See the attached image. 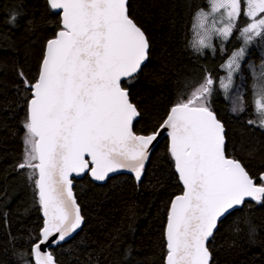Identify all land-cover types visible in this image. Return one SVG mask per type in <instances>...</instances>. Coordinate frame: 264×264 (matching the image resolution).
<instances>
[{"label":"snow or ice","instance_id":"1","mask_svg":"<svg viewBox=\"0 0 264 264\" xmlns=\"http://www.w3.org/2000/svg\"><path fill=\"white\" fill-rule=\"evenodd\" d=\"M60 16L58 30L47 40L35 82L21 73L30 90L23 127L24 154L17 169H30L28 179L42 212L34 236V264H57L49 250L81 228L83 216L73 193V173H89L95 181L125 170L141 181L153 142L166 132L168 153L182 190L170 202L164 229V264H210V238L222 217L256 202L264 206V172L253 176L228 155L225 125L212 110L217 80L205 71L186 82L151 131L135 124L143 113L132 100L129 85L149 59V39L129 12V0H46ZM209 10L192 18L189 46L198 55L224 42L238 21L242 46L221 65L227 72L218 86L225 94L241 69L247 46L264 38V0H208ZM17 13L8 23L15 25ZM252 105L259 119L249 125L264 129V64L253 69ZM186 97V98H185ZM227 98V97H226ZM232 111H245L237 93ZM246 223V222H245ZM237 231L240 228L237 227ZM255 229L249 225V234ZM42 245L46 248L42 249Z\"/></svg>","mask_w":264,"mask_h":264},{"label":"trees","instance_id":"2","mask_svg":"<svg viewBox=\"0 0 264 264\" xmlns=\"http://www.w3.org/2000/svg\"><path fill=\"white\" fill-rule=\"evenodd\" d=\"M207 7L208 0H129L130 15L150 42L148 62L129 85L143 113L135 129L151 131L180 93L190 92L186 82L199 80L207 71L217 80L210 103L225 125L228 155L258 176L264 172V129L247 122L259 119L252 105L254 81L242 84L238 79L227 94L218 86L235 38L224 52L217 46L215 53L198 55L189 46L192 18ZM13 12L15 25L8 23ZM59 22L46 0H0V264H34L31 245L43 217L28 179L31 170L16 167L23 159L30 98L21 73L35 82L45 44ZM237 93L245 107L241 113L232 111ZM168 147L166 136L154 149L141 183L127 174L104 184L89 174L74 180L84 224L72 239L51 249L57 263L164 264L167 213L182 190ZM249 225L255 229L251 235ZM208 246L210 264H264V206L253 201L225 217Z\"/></svg>","mask_w":264,"mask_h":264},{"label":"rangeland","instance_id":"3","mask_svg":"<svg viewBox=\"0 0 264 264\" xmlns=\"http://www.w3.org/2000/svg\"><path fill=\"white\" fill-rule=\"evenodd\" d=\"M209 8H210V5L208 3V7L203 8V9L209 10ZM244 23H246V21L242 17L241 20L238 21L237 28L234 29L232 36L229 38L228 41L224 42V44H223L224 49H225V45L232 38H235L234 45L236 46L235 48H233L232 52L242 46V40L237 39V37L239 35V28L243 27ZM193 38H194V33L192 32L191 40H193ZM212 44L217 49V46H221V38L218 36H213ZM263 45H264V38L257 37L255 40H253L247 46V50L245 52V57L241 61V69L238 73H235L233 76V84H235L236 80H238V79L242 82V84L243 83L249 84L251 81H253V69H255V71L257 73H259L261 71V65L264 64V50H261ZM203 52L204 53L205 52L213 53L211 49H204ZM252 52H254V54H252ZM255 56H257V57L255 58ZM222 70H223L222 76H226L227 72L223 68H222ZM231 88H232V86H231ZM242 89H244V87ZM222 91L224 92L223 89H222Z\"/></svg>","mask_w":264,"mask_h":264},{"label":"water","instance_id":"4","mask_svg":"<svg viewBox=\"0 0 264 264\" xmlns=\"http://www.w3.org/2000/svg\"><path fill=\"white\" fill-rule=\"evenodd\" d=\"M149 50H150V48H149ZM147 62H148V60L146 61V63H147ZM146 63H145V65H146ZM145 65H144V66H145ZM144 66H142V68H143ZM166 136H167V135H166V132H162L161 135L157 138V140L153 142V145H152L151 148H150V156H149V159L145 162V169H144V172H143V174H142L141 181H142V179H143V177H144L145 170H146V168H147V166H148V163H149L150 157H151V155H152L154 149L158 146V144H159V143L162 141V139H163L164 137H166ZM86 174H89V173L85 172V173H82V174L79 175V176H77L75 173L72 174V176H71L70 178L73 180V185H72L73 193H74V186H75L74 180H80V179H82ZM120 174H127V175H131V176L134 177V174H133V173L128 172V171H125V170H121L120 172L109 174V178H110V177H113V176L120 175ZM89 175H90V174H89ZM90 177H91V175H90ZM91 178H92V177H91ZM109 178H107L105 181H95V180H93V179H92V180H93L94 182L98 183V184H104V183H106V181H107ZM134 178H135V177H134ZM141 181H140V182H137V183H141ZM74 196H75V193H74ZM77 204H78V203H77ZM79 207H80V206H79ZM80 210H81V209H80ZM81 215H82V214H81ZM226 217H227V216H226ZM224 218H225V217H222V218H221V221H222ZM221 221H219V222H221ZM219 222H218V224H219ZM83 224H84V219H83V223H82V225H81V228L78 229L77 232L74 233L73 236H72L71 238H69L68 240L72 239L75 235H77V234L81 231ZM217 228H218V225H217ZM216 230H217V229H216ZM216 230H215V232H216ZM215 232H214V233H215ZM210 239H211V238H210ZM68 240H67V241H68ZM62 243H63V242H62ZM41 247H42V249H45V248H46L45 245H42ZM55 247H56V246H55ZM53 248H54V247H53ZM53 248H51V249H53ZM51 249H49V250L51 251ZM57 264H59V263H57Z\"/></svg>","mask_w":264,"mask_h":264}]
</instances>
